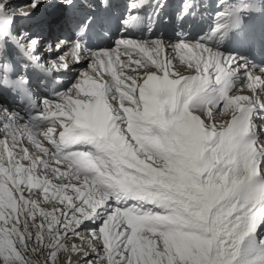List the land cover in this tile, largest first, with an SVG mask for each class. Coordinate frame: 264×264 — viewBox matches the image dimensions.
I'll use <instances>...</instances> for the list:
<instances>
[{"label": "snow or ice", "instance_id": "6c2138e0", "mask_svg": "<svg viewBox=\"0 0 264 264\" xmlns=\"http://www.w3.org/2000/svg\"><path fill=\"white\" fill-rule=\"evenodd\" d=\"M20 7L29 11L17 15ZM171 7L0 0V63L27 57L45 73L3 81L13 101L36 109L39 130L9 113L13 131L0 134V264H32L25 254L40 245L56 264L69 235L88 243L84 231L102 241V264H264V102L233 92L264 94V0ZM205 16L206 28L184 31ZM133 30L150 36L129 38ZM85 57L69 86L71 65Z\"/></svg>", "mask_w": 264, "mask_h": 264}, {"label": "bare ground", "instance_id": "6f19581e", "mask_svg": "<svg viewBox=\"0 0 264 264\" xmlns=\"http://www.w3.org/2000/svg\"><path fill=\"white\" fill-rule=\"evenodd\" d=\"M9 2H11L14 5L21 6V5H25V4L29 3L30 0H9ZM175 70L181 71L184 74L187 73V72H190L189 70L185 69V66H183V65H175ZM245 89H246V87H245ZM235 94L246 95L247 93L239 91V92H236ZM227 119H230V115L228 113H226L224 116L220 115V116L217 117L216 123L219 125V124L223 123ZM256 124L258 125L259 123L256 122ZM24 147H28L29 148L30 154L39 153V152H37V149H35L33 146H29V145L24 144ZM40 154L42 155V153H40ZM51 176H53V175H51ZM51 176H50V178H51ZM41 207H42V205H41ZM81 236L85 237L88 240V243H84V241L81 239L80 236H75V238L71 237V238H69V240H66L67 239L66 238V239H64L62 241L65 247L58 251L61 254L60 264H66V261H68L69 263L75 261L73 264H78L80 262L83 263L85 255H87L89 257V259H92V257H98L96 255V252L99 251L98 247L100 245L98 247H93V243L96 240H94V238L91 237V235L87 231L82 232ZM73 240H75V242ZM100 244H101V247H100V249H101V248H103L102 247V241H101ZM73 246H79V248L77 249V248H75ZM85 247H88L89 250H85L84 249ZM66 249H71V251H67ZM99 255H100V251H99Z\"/></svg>", "mask_w": 264, "mask_h": 264}, {"label": "rangeland", "instance_id": "374dc122", "mask_svg": "<svg viewBox=\"0 0 264 264\" xmlns=\"http://www.w3.org/2000/svg\"><path fill=\"white\" fill-rule=\"evenodd\" d=\"M21 6H23V5H21ZM21 8V7H20ZM26 10H28V9H26ZM226 114V113H225ZM225 114H223V116L225 115ZM37 152H38V150H37ZM38 155L40 154V153H37ZM41 155V154H40ZM25 163H27V161L25 162ZM61 169L63 170V168H62V166H61ZM51 172L50 171H42V172H40V175L41 176H44V175H47L49 178H50V176L52 175V173L50 174ZM49 174V175H48ZM50 179H53L52 181H53V183H62L63 181H60V180H57V179H54L53 178V176H51V178ZM33 198L34 199H36V198H38L37 197V195H33ZM53 204H54V202H52V203H47V202H43V201H41V205H42V207L45 209V210H48V211H51L52 210V207H53ZM57 207H62V206H60V205H56ZM40 222V218L39 217H37V223H39ZM75 238V236H68L67 237V239L66 240H69V238ZM74 242H75V240H73ZM101 241H95L94 243H93V247H98L99 245V251H100V256H103L104 255V252H103V248H101L100 249V247H101ZM97 244V245H96ZM85 250H89V248L88 247H85L84 248ZM50 251H51V248L50 247H43L42 245H40V246H38L37 247V251L36 252H28V253H26L25 255H26V257L29 259V260H31V262H32V264H51V261L49 260V253H50ZM103 252V253H102ZM61 259V254H60V252H58V254H57V260H56V264H60V260ZM94 263L93 264H102V262L99 260V257H92V259H91ZM75 262V261H74ZM74 262H68V261H66V264H73ZM78 264H83L82 262H80V263H78Z\"/></svg>", "mask_w": 264, "mask_h": 264}]
</instances>
